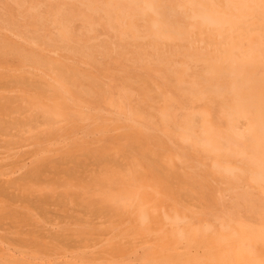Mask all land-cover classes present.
Masks as SVG:
<instances>
[{
    "label": "rangeland",
    "instance_id": "rangeland-1",
    "mask_svg": "<svg viewBox=\"0 0 264 264\" xmlns=\"http://www.w3.org/2000/svg\"><path fill=\"white\" fill-rule=\"evenodd\" d=\"M0 264H264V0H0Z\"/></svg>",
    "mask_w": 264,
    "mask_h": 264
},
{
    "label": "bare ground",
    "instance_id": "bare-ground-1",
    "mask_svg": "<svg viewBox=\"0 0 264 264\" xmlns=\"http://www.w3.org/2000/svg\"><path fill=\"white\" fill-rule=\"evenodd\" d=\"M39 169H40V168H39ZM141 215H142L143 217H145L143 213H141ZM163 238H164V237H163V236H161V239H163ZM152 254H154V252H153V251L149 252V255H152ZM179 261H180V258H179Z\"/></svg>",
    "mask_w": 264,
    "mask_h": 264
}]
</instances>
